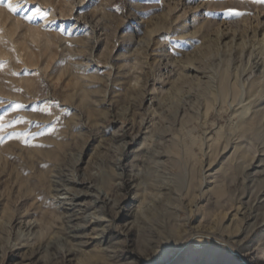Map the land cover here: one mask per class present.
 I'll return each instance as SVG.
<instances>
[{
    "label": "rangeland",
    "instance_id": "obj_1",
    "mask_svg": "<svg viewBox=\"0 0 264 264\" xmlns=\"http://www.w3.org/2000/svg\"><path fill=\"white\" fill-rule=\"evenodd\" d=\"M19 3H0V264H159L186 232L160 264H264V4Z\"/></svg>",
    "mask_w": 264,
    "mask_h": 264
},
{
    "label": "bare ground",
    "instance_id": "obj_2",
    "mask_svg": "<svg viewBox=\"0 0 264 264\" xmlns=\"http://www.w3.org/2000/svg\"><path fill=\"white\" fill-rule=\"evenodd\" d=\"M263 42H264V35H263ZM255 80H257V79H255ZM254 80V81H255ZM252 81V80H251ZM253 82V81H252ZM244 85V84H243ZM244 111H246V113L245 114H243L244 113ZM250 111V106L249 105H245V107L243 108V111H242V113H240V111L237 113V111H233L232 112V116H231V119H234L235 117L236 118H238L239 119V121L236 123V124H234V126L232 125V128L234 127V129H237V128H239V127H241V126H243V124H245V122L242 120L243 118H244V115H246V116H248V112ZM243 114V115H242ZM232 121V120H231ZM232 128H230V129H232ZM233 130V129H232ZM158 157V156H157ZM203 176V175H202ZM205 180V179H204ZM205 183V181H203L202 180V177H201V184L199 185L200 187L203 185ZM202 187L200 188V191L199 192H201L202 193ZM133 191H134V189H133ZM88 196H90L91 198H94V195H88ZM76 197V196H75ZM247 200V199H246ZM245 200V201H246ZM109 202V201H108ZM138 203V200H137V197L135 196L130 202H129V204L131 205V206H133L134 208H135V212L137 211L136 209H137V204ZM140 206V205H139ZM238 212H239V210H237ZM246 211V210H245ZM134 212V214L136 215L137 213H135ZM192 213V208L189 210V216H190V214ZM237 213V212H236ZM242 213V212H241ZM134 215V216H135ZM240 215V214H239ZM243 215H245V214H242V216H240V218L239 219H235V220H228L227 222H228V224H227V226L225 227L226 228V230L228 229V230H230L233 234V236H232V239H237L238 237H240L241 235H242V232H241V226H242V222L245 220V217L243 216ZM238 218V217H237ZM93 219V220H92ZM91 219V221H89V222H85V226L84 227H82V229H80V230H82V231H86V230H88V228H89V226L91 227V226H96V225H101V221H100V219H102V217H100V218H92ZM186 221H188V219H186L185 220V223H186ZM180 222V221H179ZM187 224V223H186ZM80 230L79 229H74V231H73V235H72V239L73 240H79V241H81V242H79L78 243V245L80 246V247H82L84 244L86 245V243H84V242H82L83 240L82 239H84L85 237L81 234V233H79L80 232ZM192 237V234L191 233H189V232H186L184 235H183V237L181 238L182 239V241L180 242V243H178L172 250H170L164 257H162L159 261H158V263L160 264V263H162V262H167L168 260H169V258H170V256H171V254H172V252L173 251H175V250H180V249H182V247L190 240V238Z\"/></svg>",
    "mask_w": 264,
    "mask_h": 264
},
{
    "label": "snow or ice",
    "instance_id": "obj_3",
    "mask_svg": "<svg viewBox=\"0 0 264 264\" xmlns=\"http://www.w3.org/2000/svg\"><path fill=\"white\" fill-rule=\"evenodd\" d=\"M3 0H0V3H2ZM238 2H247V0H238ZM252 3H257V4H264V0H251ZM8 10L10 12H12L13 14H16L18 11H29V6L26 3V0H21V3L16 4L14 6H11L8 8ZM246 13H239V12H230L227 13L226 15H228L229 17H234V18H240L242 15H245ZM40 17V18H44V14L37 8L35 11H32L30 15L28 16H22V19H26L29 23H31L35 18ZM63 34V33H62ZM36 109H34L35 111ZM12 125H9V127H11Z\"/></svg>",
    "mask_w": 264,
    "mask_h": 264
}]
</instances>
